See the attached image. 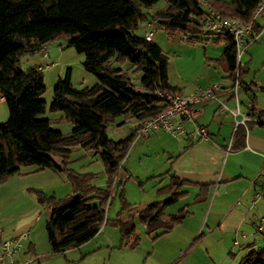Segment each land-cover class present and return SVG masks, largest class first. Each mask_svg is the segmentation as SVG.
Masks as SVG:
<instances>
[{
    "label": "trees",
    "instance_id": "trees-1",
    "mask_svg": "<svg viewBox=\"0 0 264 264\" xmlns=\"http://www.w3.org/2000/svg\"><path fill=\"white\" fill-rule=\"evenodd\" d=\"M159 1L0 0V96L7 109V118L0 123V183L20 174L21 167L32 166L33 172L49 169L62 173L72 188V193L63 198L35 190L38 202L48 208L44 225L47 255L81 246L106 225L119 231L117 248L134 249L140 242L137 224H143L146 234L154 240L171 232L190 214L187 204L174 213L166 212L168 206L187 197L190 187L198 188L193 203L205 201L209 195V184L178 178L170 166L158 176L160 180L168 176V182L156 192L164 199L138 208L125 198L124 185L134 176L127 170L121 174L122 163L138 135L139 123L166 109L157 90L179 92L168 82V54L158 43L135 33L140 21L156 24L170 36L180 33L191 44L216 36L214 40L223 42L224 49L212 61L228 79H233L237 70L240 88L251 91L250 86L256 85L243 81L248 63L237 62L229 34H201L199 18L204 9L200 0H163V6L153 8ZM260 1L212 0V6L225 17L247 22ZM261 30L257 26L254 32ZM59 40L83 55L84 70L97 79L90 87L77 88L71 83L70 68L58 77L48 110L62 112V117L72 124L66 133L53 127V121L43 115V71L38 65L22 68L19 64L22 56L43 53L48 43ZM126 62L130 72L122 68ZM131 73L141 74L137 83ZM249 97L247 115L256 116L257 123L264 126V109L256 106L252 91ZM119 117L117 125L134 121L135 129L123 139L112 140L107 128ZM253 124L248 121L236 125L232 149L245 146L247 130ZM77 149L99 156L106 175L104 187L94 185V173L69 167V154ZM114 196H118L120 208L109 219L105 207ZM254 245L246 246L248 251L238 264H264V247L255 249ZM33 255L41 264L37 253Z\"/></svg>",
    "mask_w": 264,
    "mask_h": 264
},
{
    "label": "rangeland",
    "instance_id": "rangeland-1",
    "mask_svg": "<svg viewBox=\"0 0 264 264\" xmlns=\"http://www.w3.org/2000/svg\"><path fill=\"white\" fill-rule=\"evenodd\" d=\"M163 5L164 1L161 0L153 8L156 9ZM144 25L145 22L140 21V26L135 30V33L143 35ZM146 30L153 31L152 40L158 43L169 56L168 82L170 84H178L185 87V89L195 87L194 90H196L197 88L222 83V73L212 61V59L218 58L224 49L223 42L214 40L216 36H210L205 41L191 44L184 39L182 34L177 33L170 36L156 24H151L146 27ZM45 51L47 56H43L42 52L22 56L19 64L22 68L29 65L42 67L48 65L47 68L42 70L45 91L41 95V99L46 103V111L43 115L53 121V127L66 133L71 130L72 124L62 118V112H50L48 110L58 77H63L66 70L70 68L71 83L77 88L90 87L96 83L97 79L84 70L82 66L83 55L76 52L74 48L66 46L64 40L48 43ZM248 60H250L249 72L244 76V80L246 82L255 81L258 84V87L255 88L257 106L264 108V90L259 87L260 85L264 86V30L258 41L251 44L247 51L243 53L241 62L244 63ZM129 67L128 62L122 66L124 70L130 72ZM140 76V73H131L135 83L138 82ZM245 97L244 92L239 89L238 98L242 113H245ZM228 109L235 110V100L227 108L220 109L219 112L231 116L232 113ZM6 118V105L0 101V123L5 121ZM120 121L121 117L117 118L107 128V135L112 140L123 139L135 129L134 121L117 125ZM161 135H164L168 141L166 146L171 147L172 151H177L173 146V141L180 140V138L159 131L149 137H137L122 163L121 174L124 173V170H127L134 176V178H129L124 185L125 198L128 203L138 208L165 198L164 196H157L156 192L166 184L167 180H160L158 177L160 174H152L162 171L166 166L168 152H174H170L171 150L163 152L160 144L155 141V137ZM53 157L56 160L59 159L58 155L54 154ZM236 159L241 161L243 157L238 156ZM69 160V167L72 169L79 172L94 173V185L97 187L106 185L104 167L98 155H94L91 151L77 149L69 154ZM31 167H21L19 175H13L0 183V241L17 236L20 233L28 232L29 234L30 232V240L33 236L36 241V252L40 257L39 262L41 264H238L240 258L248 251L246 248L247 243L234 245L235 236L226 233L224 230L210 232L206 231L205 227L203 235L201 234V237L196 240L197 236L195 235L191 238H185L184 233L180 231L181 229L177 225L171 232L152 240L146 234L144 225L137 224L140 242L134 249L117 248L120 243L119 231L113 226L106 225L107 230L118 236L115 242L116 246L106 247L90 254H84L86 248L82 249L81 252L73 248L62 254L47 255L43 252L48 249L44 227L48 217V208L45 204L38 202L35 190H39L47 196L63 198L72 193V188L62 173H53L54 171L49 169L40 173L25 172L28 170L27 168ZM191 191L193 192L192 188H190ZM193 197L194 194L189 193L184 199L168 206L166 212H176L185 202L188 203L189 210L194 209L198 212L197 206L199 204L192 202ZM262 201H264V198H262ZM119 208L118 196H114L105 207L106 218H114ZM204 209L206 212L207 206ZM255 234L254 248L261 249L264 247V233L261 234L255 231ZM235 240L238 243L240 242L239 237ZM20 243L21 252L28 249L27 238L22 239ZM92 245L94 243L90 244V246ZM21 252L16 255L17 264H23V261L29 258L32 261L28 264H37L31 253L23 256ZM83 256L85 258L81 260Z\"/></svg>",
    "mask_w": 264,
    "mask_h": 264
},
{
    "label": "crops",
    "instance_id": "crops-1",
    "mask_svg": "<svg viewBox=\"0 0 264 264\" xmlns=\"http://www.w3.org/2000/svg\"><path fill=\"white\" fill-rule=\"evenodd\" d=\"M144 22L145 31L146 27H149V23L147 21ZM263 30L264 26L262 27L259 37L262 35ZM42 55L47 56L46 51L45 54L42 53ZM244 63H248L249 66L250 60ZM218 69L222 73V83L220 84L227 89V93L224 92L221 98L224 105H221L218 101L209 100L201 106H197L196 108L201 109V111L195 118L194 123L186 121L182 122L185 129V134L183 135L174 136L164 130H159L175 138H180V140L173 141V146L177 151H172L171 147L168 148L166 146L168 141L164 135L155 137V141L160 144L163 152L171 150L170 152L174 153L168 152L169 156L167 158L166 166L159 173H154L152 175L163 174L171 166V173L178 178L194 183L210 185L207 199L198 203L199 206H197V208L199 211L197 212V210L188 209L190 214L181 224H179L180 231L184 233L183 235L185 238H191L194 235H203V231L206 227V231L215 232L224 230L226 233L232 234V236L234 235L235 239L239 237L240 242L238 243V241L234 239V245H242L244 243L249 245L256 242L255 231L261 234L264 233V201L260 198L254 205L252 203L255 190L264 182V126L259 125L257 121L251 120L254 124L249 130H247L245 146L240 149H232V139L237 123L241 122V115L248 114L247 112L251 106L249 97L251 91L256 96L257 106V94L255 88L258 87V84L255 81L246 82L243 77V81L247 85H250L251 83L256 84L250 86L251 91L240 88L246 96L244 102L245 113L240 111L239 98V114L236 116L233 115V112L237 109L236 101L235 110L228 109L232 113L231 116L224 114L223 112L221 113L219 110L227 108V106L235 99L228 91V88L231 87L232 79L226 78L227 75L223 73L219 67ZM172 86L178 87L179 92L185 95L191 94L195 88L185 89V87L178 84H173ZM259 87L262 89L264 86L260 85ZM257 107L260 108V106ZM253 117L255 118L256 116ZM175 122H181V119L176 117ZM195 126L204 127L207 130V138L195 140L190 137V133L195 129ZM139 136L140 135H137L135 139ZM238 156L243 157V159L238 161V159H236ZM171 160H173L172 164ZM27 169L28 170L25 172L30 173L33 172L34 167ZM44 171L45 170L34 173ZM163 180H167V183L168 176H165L162 181ZM190 188L193 189V192H190ZM190 188L189 193L195 195L198 188L196 186ZM185 204L188 205L187 202L183 205ZM205 206H207L206 212L204 211ZM259 225H261V229H258ZM105 227L107 226L102 227L92 239L85 242V244L76 247V249L81 252L82 249L86 248L84 254H90L97 250L105 249L106 247L110 248L116 246L115 242L118 239V236L114 234V232L107 230ZM31 240L29 232L27 241L28 246L32 245V247H30V249H24L22 252L20 250L19 252H21L23 256L30 253L33 255V252H36V241L33 236ZM91 243H94V245L90 246ZM47 251L48 249L43 253L47 254ZM84 258L85 256H83L81 260ZM30 259L31 258L24 260L23 264L31 263L32 260ZM17 261L18 259H16L15 256L13 264H17Z\"/></svg>",
    "mask_w": 264,
    "mask_h": 264
},
{
    "label": "built area",
    "instance_id": "built-area-1",
    "mask_svg": "<svg viewBox=\"0 0 264 264\" xmlns=\"http://www.w3.org/2000/svg\"><path fill=\"white\" fill-rule=\"evenodd\" d=\"M200 4L204 9V13L199 18L201 34H229L235 45L236 60L240 62L241 56L246 49L258 40L260 33L254 32L255 29L257 26H264V0L258 3L250 20L247 22L223 16L219 10L212 6V0H200ZM143 36L147 41H150L153 37V31L145 30ZM43 53L45 54L44 51ZM47 66H38V69L42 71ZM234 73L235 76L232 79L231 87L228 88V91L236 101L237 109L233 112V115L236 116L239 114L238 91L240 89V80L237 70ZM226 91L227 89L220 83L205 88H197L188 95L178 91L157 90L156 95L167 105L166 109L154 117L143 119L139 123L138 135L150 136L159 130H164L174 136L183 135L185 134V129L182 122L194 123L195 118L201 111V109H197L196 107L201 106L209 100H216L221 105H224L221 98ZM2 100L3 97L0 96V101ZM176 117H179L181 122H175ZM251 120L256 121V118L242 114L241 122L237 124H245ZM190 137L195 140L205 139L207 138V130L204 127L195 126V129L190 133ZM260 198H264V182L255 190L253 205ZM258 229H261V225H259ZM27 236L28 232H24L0 241V264L14 263V257L21 250L20 242L22 239L27 238Z\"/></svg>",
    "mask_w": 264,
    "mask_h": 264
}]
</instances>
